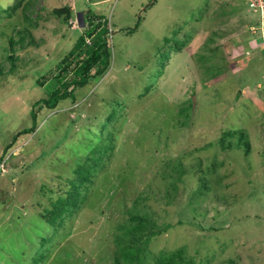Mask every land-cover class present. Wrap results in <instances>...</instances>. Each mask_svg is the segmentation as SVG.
Returning a JSON list of instances; mask_svg holds the SVG:
<instances>
[{"label": "rangeland", "instance_id": "1", "mask_svg": "<svg viewBox=\"0 0 264 264\" xmlns=\"http://www.w3.org/2000/svg\"><path fill=\"white\" fill-rule=\"evenodd\" d=\"M14 1L0 0V264H114L134 207L160 230L148 264L170 253L175 264H264V15L246 0H30L8 17ZM61 7L67 22L52 13ZM88 8L107 20L108 69L74 101L35 107L36 130L6 147ZM18 30L9 59L2 45ZM89 157L99 166L80 204L43 229L42 210Z\"/></svg>", "mask_w": 264, "mask_h": 264}, {"label": "trees", "instance_id": "2", "mask_svg": "<svg viewBox=\"0 0 264 264\" xmlns=\"http://www.w3.org/2000/svg\"><path fill=\"white\" fill-rule=\"evenodd\" d=\"M28 1L30 0H15L3 8V12L10 17L14 15L17 9L21 8L23 9L24 15H26L28 8L31 6ZM52 13L61 18L62 22H67L68 18L72 15L69 7L56 8L52 10ZM82 16L84 19L82 31L74 41L70 50L57 63L58 72L53 76L51 83L46 88V97L33 102L30 110L31 122L29 126L17 131L6 147H10L18 136L29 134L36 130L38 116L35 107L40 110L42 106H45L51 110L60 106L63 100L70 99L74 101L76 87H84L92 79L101 78L108 69L110 65V52L108 47L109 28L107 26V20L101 14H94L89 8L82 11ZM132 30L130 29L128 31L131 32ZM21 33L22 31L18 30L14 34L15 36H7L6 46L2 45V49L5 51L7 58H13L15 52L13 48L16 40L15 37L21 38ZM115 111L113 108L108 114L107 119L111 118ZM108 143L106 140L105 143L101 144V148L99 146L101 153L109 149L110 145ZM245 151H249V145H245ZM98 166V158L89 157L80 160V163L77 164L73 171V178L69 180V189L63 196H59L51 203V208H44L42 210L40 216L44 218L43 229L47 226L60 223L63 217L71 214L74 207L80 204L82 200L80 198V187H84L86 183L91 182ZM179 178L180 176L176 177V179ZM172 187H175L174 183H172ZM191 195L195 196L196 192L191 193ZM126 223L128 227L125 226ZM126 223L121 225V227L119 226L120 231L121 229L122 231L120 234L115 235V241L119 247V256H115L114 264H148L146 263V255L143 252L144 247L151 236L158 234L160 230H154L155 223L150 220L149 215L145 211L135 209V207L129 210ZM39 235V239H36V237V241H34L36 246L33 249V253L35 254L34 258H32L33 260L39 258L38 254L41 252H38V246L45 240L43 234ZM140 241H142L141 244ZM41 254L43 255V253ZM165 257H160L155 264H175L173 259L175 254L170 253L165 255ZM165 259L166 261L164 262Z\"/></svg>", "mask_w": 264, "mask_h": 264}, {"label": "built area", "instance_id": "3", "mask_svg": "<svg viewBox=\"0 0 264 264\" xmlns=\"http://www.w3.org/2000/svg\"><path fill=\"white\" fill-rule=\"evenodd\" d=\"M250 9L264 15V0H246ZM264 17V16H262Z\"/></svg>", "mask_w": 264, "mask_h": 264}, {"label": "water", "instance_id": "4", "mask_svg": "<svg viewBox=\"0 0 264 264\" xmlns=\"http://www.w3.org/2000/svg\"><path fill=\"white\" fill-rule=\"evenodd\" d=\"M79 15L81 16V13Z\"/></svg>", "mask_w": 264, "mask_h": 264}]
</instances>
